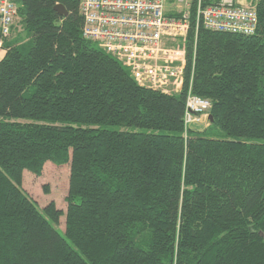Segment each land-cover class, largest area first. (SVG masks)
Listing matches in <instances>:
<instances>
[{
	"label": "trees",
	"instance_id": "trees-1",
	"mask_svg": "<svg viewBox=\"0 0 264 264\" xmlns=\"http://www.w3.org/2000/svg\"><path fill=\"white\" fill-rule=\"evenodd\" d=\"M14 1L23 34L2 40L0 59V264H264V0L253 34L200 26L193 50L190 28L178 94L138 85L84 38L79 0ZM189 86L211 101L206 130L226 138L184 135ZM47 161L69 164L64 212L22 188Z\"/></svg>",
	"mask_w": 264,
	"mask_h": 264
},
{
	"label": "built area",
	"instance_id": "built-area-1",
	"mask_svg": "<svg viewBox=\"0 0 264 264\" xmlns=\"http://www.w3.org/2000/svg\"><path fill=\"white\" fill-rule=\"evenodd\" d=\"M256 0H79L82 36L128 68L134 81L166 94L182 90L190 28L253 34ZM17 17L14 0H0V34L7 37ZM211 101L188 87L183 133L206 121Z\"/></svg>",
	"mask_w": 264,
	"mask_h": 264
},
{
	"label": "rangeland",
	"instance_id": "rangeland-1",
	"mask_svg": "<svg viewBox=\"0 0 264 264\" xmlns=\"http://www.w3.org/2000/svg\"><path fill=\"white\" fill-rule=\"evenodd\" d=\"M17 18L18 15L15 19L16 22L14 21V24L12 25V28L14 27L15 30H17L15 24H18ZM0 37L5 38L4 36H1V34ZM205 123L206 121L199 124V128H193L192 126L191 130L203 133V130H206L209 125ZM124 128L129 130H140L139 128L122 127V129ZM204 135L216 136L218 138L227 137L218 127H211L205 131ZM68 177V163L58 165L51 161H47L43 165L42 171L39 175H36L26 169L23 171L22 188L28 196L35 200L39 208H42L48 202L53 201L55 205L64 212L66 209L65 196L68 187ZM45 188H47V191H45ZM56 226L59 230H61V232L64 231V215L60 216L59 223Z\"/></svg>",
	"mask_w": 264,
	"mask_h": 264
},
{
	"label": "crops",
	"instance_id": "crops-1",
	"mask_svg": "<svg viewBox=\"0 0 264 264\" xmlns=\"http://www.w3.org/2000/svg\"><path fill=\"white\" fill-rule=\"evenodd\" d=\"M18 19V24H15V27H17V30H15V28L13 27L11 29V33L8 37H0V59L4 56L5 54V49L2 48L1 46V42L3 39H5L6 41L8 42H15L16 39L18 38V36H20L21 34H23V30L21 28V25L19 24V17L17 18ZM16 22V21H15ZM194 127H198L199 128V125H193V128Z\"/></svg>",
	"mask_w": 264,
	"mask_h": 264
},
{
	"label": "water",
	"instance_id": "water-1",
	"mask_svg": "<svg viewBox=\"0 0 264 264\" xmlns=\"http://www.w3.org/2000/svg\"><path fill=\"white\" fill-rule=\"evenodd\" d=\"M54 8H55V9L58 11V13L61 14V15H64V16H65V15L67 14L66 9H65L62 5H56ZM208 118H209V121L212 120V116H211V114L208 115Z\"/></svg>",
	"mask_w": 264,
	"mask_h": 264
}]
</instances>
